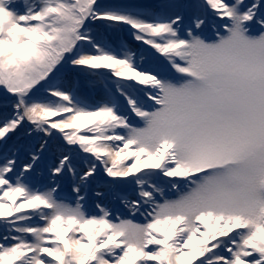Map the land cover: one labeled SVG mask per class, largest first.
<instances>
[{"label": "snow or ice", "instance_id": "1", "mask_svg": "<svg viewBox=\"0 0 264 264\" xmlns=\"http://www.w3.org/2000/svg\"><path fill=\"white\" fill-rule=\"evenodd\" d=\"M0 89V264H264V0H0Z\"/></svg>", "mask_w": 264, "mask_h": 264}, {"label": "rangeland", "instance_id": "2", "mask_svg": "<svg viewBox=\"0 0 264 264\" xmlns=\"http://www.w3.org/2000/svg\"><path fill=\"white\" fill-rule=\"evenodd\" d=\"M100 3L106 4L111 2V0H99ZM130 2L135 3H150L152 0H130ZM121 35H123L126 38V42L129 45L137 46L139 50L147 49V46L139 44L136 42L132 36L129 34V30H125ZM148 51L152 52V54L160 61H163V57L159 56V54L155 53L154 50L148 49ZM70 65V64H69ZM67 65L66 68L69 66ZM65 68V69H66ZM76 74H79L80 76H83L82 74L75 72ZM84 88L90 93L92 90L88 85H84ZM15 100V97L11 96V94H7L3 91V89H0V114H2V117L4 115L10 114L12 112L11 102ZM135 119V118H134ZM19 134L14 138L13 142L14 144L17 143V146L20 148L19 152V158L20 161L22 157H25L26 154L30 153V150H34L39 152V146L44 141H47L48 143V149L43 153L42 160L39 165L42 167H48L49 159L53 156L52 152L55 151V145L56 144H63V141L60 139V133L53 130V137H46L43 135V133H38L33 131L32 126L30 124L25 123L22 127L18 128ZM80 155H84L81 153ZM80 170H83L82 165L80 166ZM100 175L102 176L103 173L101 172ZM106 178V177H105ZM34 182L37 184V186L45 185L44 180L38 175L35 174L34 176ZM90 206L94 208V201H91ZM139 222H143V217H136Z\"/></svg>", "mask_w": 264, "mask_h": 264}, {"label": "bare ground", "instance_id": "3", "mask_svg": "<svg viewBox=\"0 0 264 264\" xmlns=\"http://www.w3.org/2000/svg\"><path fill=\"white\" fill-rule=\"evenodd\" d=\"M100 23V22H98ZM122 34V33H121ZM122 38L126 41V38L121 35ZM130 47H132L134 50H139L137 48V46H132L129 44ZM72 68V65H69L61 74V78H65L66 80V86L67 87H71L73 85H77L78 84V89L77 91L79 92L80 95H82L83 97H85L87 99V101L90 104H98L101 102L102 97H103V92L100 89H93L91 88V92L89 93L85 88L84 85H88L87 84V80L88 78L83 76H80L79 74H76L75 72L72 71H68L69 69ZM85 71H89V70H85ZM99 71H107V70H99ZM46 95V93H43ZM0 119H3L2 114H0ZM55 119H59V118H55ZM19 130L17 129L16 132L14 134H12V139L9 140V146L13 145L14 143L13 140L14 138L19 134ZM17 146V143L15 144ZM52 157L49 159L48 163V167L46 166L45 168L42 167L41 165L38 166L36 174H38L45 182L46 184H51L52 183V179L49 176V167L54 165L57 162V157H58V153L56 151L52 152ZM30 159V153L26 154L25 157H22L21 159V163L23 162H27ZM57 183L59 185V190L61 192V195H69L70 194V190H71V186H72V179L71 176L68 174H65L63 177L61 178H57ZM89 201H95L94 198H90ZM96 203V201H95Z\"/></svg>", "mask_w": 264, "mask_h": 264}]
</instances>
